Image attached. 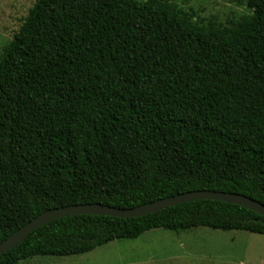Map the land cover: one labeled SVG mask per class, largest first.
Here are the masks:
<instances>
[{"label": "trees", "instance_id": "obj_1", "mask_svg": "<svg viewBox=\"0 0 264 264\" xmlns=\"http://www.w3.org/2000/svg\"><path fill=\"white\" fill-rule=\"evenodd\" d=\"M223 27L137 0H36L0 54V244L42 213L210 191L264 206V0ZM264 238L215 201L137 219L71 216L0 257L81 256L153 230Z\"/></svg>", "mask_w": 264, "mask_h": 264}, {"label": "rangeland", "instance_id": "obj_2", "mask_svg": "<svg viewBox=\"0 0 264 264\" xmlns=\"http://www.w3.org/2000/svg\"><path fill=\"white\" fill-rule=\"evenodd\" d=\"M36 0H0V54L19 31ZM166 10V1L192 26L223 27L250 16L245 0H137ZM19 264H264V238L245 232L206 228L171 232L153 230L135 240L110 242L81 256L35 257Z\"/></svg>", "mask_w": 264, "mask_h": 264}, {"label": "water", "instance_id": "obj_3", "mask_svg": "<svg viewBox=\"0 0 264 264\" xmlns=\"http://www.w3.org/2000/svg\"><path fill=\"white\" fill-rule=\"evenodd\" d=\"M215 201L226 203L234 206L244 208L261 217H264V206L244 196L229 194V193H215L210 191L191 192L180 194L174 197L156 201L150 204L142 205L134 209H115L102 205H77L69 206L60 209H54L42 213L39 217L29 222L21 229L12 234L4 242L0 244V257L8 251L14 249L25 241L28 236L35 230L49 224L53 221L71 217V216H103L118 219H137L146 215L155 214L168 208L177 205L186 204L195 201Z\"/></svg>", "mask_w": 264, "mask_h": 264}]
</instances>
